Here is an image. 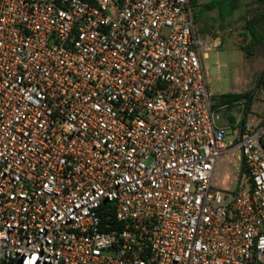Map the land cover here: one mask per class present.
Here are the masks:
<instances>
[{
	"label": "built area",
	"instance_id": "1",
	"mask_svg": "<svg viewBox=\"0 0 264 264\" xmlns=\"http://www.w3.org/2000/svg\"><path fill=\"white\" fill-rule=\"evenodd\" d=\"M213 43L191 0H0V264H264V120L218 126Z\"/></svg>",
	"mask_w": 264,
	"mask_h": 264
},
{
	"label": "rangeland",
	"instance_id": "2",
	"mask_svg": "<svg viewBox=\"0 0 264 264\" xmlns=\"http://www.w3.org/2000/svg\"><path fill=\"white\" fill-rule=\"evenodd\" d=\"M254 1L197 0L196 6L193 7L200 38H220L222 41L221 46L209 52L204 61L210 93L217 97L225 93H246L254 89L256 91L247 122L264 120V47L249 57L240 50L246 40L243 18L251 9L248 4ZM206 4H212L215 9H206ZM234 4L240 7L229 17V8ZM235 112L237 115L244 114V104H239ZM232 138L233 132L230 130L228 139ZM225 174L226 166L222 165L217 173L221 185Z\"/></svg>",
	"mask_w": 264,
	"mask_h": 264
},
{
	"label": "trees",
	"instance_id": "3",
	"mask_svg": "<svg viewBox=\"0 0 264 264\" xmlns=\"http://www.w3.org/2000/svg\"><path fill=\"white\" fill-rule=\"evenodd\" d=\"M192 7L196 6L197 0H191ZM251 8L248 11V15L243 18V29L244 36L246 38L245 44L240 47V50L246 57L252 56L257 50L264 47V0H255L253 3L248 4ZM240 6H230L229 17L239 8ZM205 8L208 10L215 9L212 4H206ZM225 20V19H223ZM260 82H258V85ZM255 89L239 94H225L216 98L218 106H233L238 103L244 104V116L242 123H245L248 115L250 114L251 107L255 99Z\"/></svg>",
	"mask_w": 264,
	"mask_h": 264
},
{
	"label": "crops",
	"instance_id": "4",
	"mask_svg": "<svg viewBox=\"0 0 264 264\" xmlns=\"http://www.w3.org/2000/svg\"><path fill=\"white\" fill-rule=\"evenodd\" d=\"M207 39L214 41L211 51H213L215 48L220 47L222 44V41L220 38H217V39L207 38ZM206 72H207V68H206ZM225 94H229V93H225ZM225 94H221V95H225ZM232 94H239V92H233ZM221 95H219V96H221ZM219 96H217V97H219ZM217 97L212 95L213 110L220 116V119L218 121V126L225 127V128L232 130L237 126L238 123H242V118H243L244 114L237 115L235 112V109L241 103L235 104L233 106H229V105L218 106L217 101H216Z\"/></svg>",
	"mask_w": 264,
	"mask_h": 264
}]
</instances>
